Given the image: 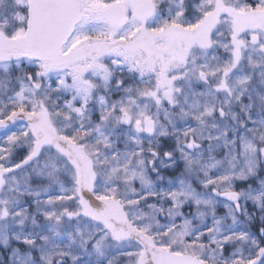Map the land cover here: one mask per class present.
I'll list each match as a JSON object with an SVG mask.
<instances>
[{"label": "snow or ice", "instance_id": "snow-or-ice-1", "mask_svg": "<svg viewBox=\"0 0 264 264\" xmlns=\"http://www.w3.org/2000/svg\"><path fill=\"white\" fill-rule=\"evenodd\" d=\"M0 264H264V0H0Z\"/></svg>", "mask_w": 264, "mask_h": 264}]
</instances>
